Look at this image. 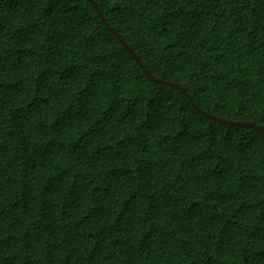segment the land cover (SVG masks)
<instances>
[{
  "label": "trees",
  "instance_id": "obj_1",
  "mask_svg": "<svg viewBox=\"0 0 264 264\" xmlns=\"http://www.w3.org/2000/svg\"><path fill=\"white\" fill-rule=\"evenodd\" d=\"M95 1L264 126V0ZM0 264H264V133L90 0H0Z\"/></svg>",
  "mask_w": 264,
  "mask_h": 264
},
{
  "label": "water",
  "instance_id": "obj_2",
  "mask_svg": "<svg viewBox=\"0 0 264 264\" xmlns=\"http://www.w3.org/2000/svg\"><path fill=\"white\" fill-rule=\"evenodd\" d=\"M95 9L98 11V13L100 14V16L102 17L103 21L110 27V29L115 33V35L118 37V39L123 43V45L125 46V48L130 52V54L134 57V59L139 63V65L142 67V69L145 71V73L154 81L158 82V83H162V84H166V85H171V86H175L177 88H179L181 91H183L187 97L189 98V100L191 101L192 105L201 113H203L206 116H209L213 119H216L220 122L223 123H227V124H231V125H241V126H251L254 128H257L259 130H261L264 133V126L260 125L254 121H249V120H231V119H227V118H223V117H218L217 115L210 113L208 111L203 110L202 108H200L195 101L192 99L191 95L187 92V90L185 89V87H183L181 84L177 83V82H171L168 80H165L163 78L157 77L155 75H153L152 73H150L146 67L144 66V64L142 63V61L140 60L139 56L136 54V52L133 50V48L131 47V45L127 42V40L113 27L110 25L108 19L105 17L102 9L100 8V6L97 4V2L95 0H90Z\"/></svg>",
  "mask_w": 264,
  "mask_h": 264
}]
</instances>
